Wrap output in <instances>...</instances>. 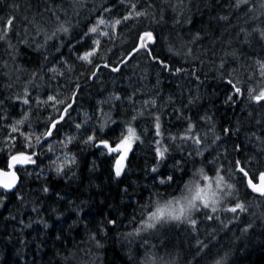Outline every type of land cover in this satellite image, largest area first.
I'll list each match as a JSON object with an SVG mask.
<instances>
[{
	"label": "trees",
	"instance_id": "1",
	"mask_svg": "<svg viewBox=\"0 0 264 264\" xmlns=\"http://www.w3.org/2000/svg\"><path fill=\"white\" fill-rule=\"evenodd\" d=\"M101 18L121 23L97 45ZM9 19L0 167L31 161L0 188V264H264V196L239 171L264 173V0H0V35ZM218 176L216 211L149 219Z\"/></svg>",
	"mask_w": 264,
	"mask_h": 264
},
{
	"label": "snow or ice",
	"instance_id": "2",
	"mask_svg": "<svg viewBox=\"0 0 264 264\" xmlns=\"http://www.w3.org/2000/svg\"><path fill=\"white\" fill-rule=\"evenodd\" d=\"M238 5L239 3H247L248 0H237ZM133 11L135 10V5H132ZM144 15V13L142 12H135V16H141ZM132 18V14L130 13L128 16L124 17V20H128ZM101 24L104 23L103 20L100 21ZM121 23V20H116L115 21V25H118ZM12 24V20L9 19L7 21V27L5 28L3 35H0V39H3L4 36L7 35V30L8 28L11 26ZM63 31H67V28H64ZM90 31L92 32H96L97 29L95 27H93ZM104 35H108V33H103ZM261 35H264V32L261 33ZM140 40V44L139 47L136 49V51H139L140 48H144L145 50H148V43L150 42H154V37L152 32H144L142 34V36L139 38ZM97 45L99 44V41L95 42ZM93 55H95V50L90 51L85 53V55L81 56L80 59L87 61L88 63H91V59L90 57H92ZM118 68H114L113 71H118ZM229 83H231V81H229ZM235 92L236 93H240L241 89L238 87H235ZM50 99H52L50 97ZM252 99H254L256 102H260V101H264V90L260 91L258 95L252 97ZM27 102V101H25ZM22 123V121H21ZM54 127V125H53ZM157 130H159V124L156 125ZM16 129H13V131H15ZM50 134V133H49ZM157 134H159V131H157ZM134 139H138V137L136 136L135 130L131 127L128 128L127 130V136L124 137V139L120 142V144H118L116 147L114 148H109L110 151L112 152H122V155L120 156L119 159H117L116 161V175L119 176L123 170V163L122 161L125 159L126 157V151L128 148H130L131 146V141ZM196 143H199V139L197 138L195 140ZM105 147H108L107 144H105ZM159 152V149H158ZM160 155L162 156L163 153L161 152ZM12 161L14 163H19V164H24V163H28L31 161V157L24 155L23 153H21L18 156H13L12 157ZM239 164V162H237ZM12 165H10L11 167ZM239 171H241L245 177H248V173L245 171V169L243 167L239 168ZM0 175L2 176H8V173H0ZM204 179H208L207 176L204 177ZM223 182V177L218 176L217 177V185L219 186L221 183ZM15 183V174L12 173V178L11 180H4L2 182H0V184H2L3 187L5 188H10L14 185ZM248 184L251 187L253 192L259 193L260 195L264 196V173H260L258 176V182L254 183L253 180L251 178H248ZM229 188H231V185H228ZM208 188L211 189V184L208 185ZM191 191V190H190ZM205 193V189L204 188H199L198 186L195 189V194L193 196H191L190 199H187V203L186 205H180L178 211L175 208L171 207V203L169 204V209L170 210H166V209H162V208H158L156 212L152 213V215L149 217L150 220H154V221H159L165 218H169V219H173V220H181L182 218L185 217V213L186 212H190L192 209L196 208V201H200L204 207H209L210 206V200L209 198L204 194ZM214 196V193H213ZM216 201L215 199L211 200V203L214 204ZM243 211L244 210V205L243 204H236L235 207L231 208L230 211L232 212H236L237 210ZM212 211H216L215 207L212 208ZM193 225H195V220H191L190 221ZM155 224L150 223L148 224V227H154Z\"/></svg>",
	"mask_w": 264,
	"mask_h": 264
},
{
	"label": "rangeland",
	"instance_id": "3",
	"mask_svg": "<svg viewBox=\"0 0 264 264\" xmlns=\"http://www.w3.org/2000/svg\"><path fill=\"white\" fill-rule=\"evenodd\" d=\"M103 20L104 23L101 24L100 21ZM115 21L116 20H108L105 18H101L97 24L95 25V28L97 29L96 32H93L94 38H95V42L99 41L100 38L104 37V36H108L112 33V31L114 30V28L116 27L115 25ZM108 33V35H104L103 33ZM96 44V43H95ZM86 126L83 127V131H79L77 134H75V136H77L79 139L81 140H85V139H92V135H90L87 130H86ZM71 137H73L71 135ZM69 138H62V142H67ZM121 142V141H120ZM119 142V144H120ZM130 148L127 149L126 151V157H125V162L128 156ZM118 156L117 159L120 158V156L122 155V152H117ZM55 162L56 164H62L66 161H69L71 158L69 157V155L65 154L64 152H59L57 153L55 156ZM207 183H211L209 180L206 181ZM209 184H206L205 186H201L199 188H204L205 189V195L209 198L210 200V206L208 208L212 209L213 207H215V209L217 210L219 208V200H220V187H218V185H213L211 184V189L208 188ZM195 189L194 186L190 187L186 192L185 195L182 198H178L176 199V201H172L171 203V207L175 208L177 211L180 207V205H186L187 203V199H190L191 196H193L195 194ZM191 190V191H190ZM214 193V196H213ZM215 199V203L212 204L211 200ZM169 203V204H170ZM196 208L192 209L190 212H186L185 213V217L186 219H189L190 217H192L195 213V211L198 210V208L202 207L203 204L200 201H196ZM162 209H166V210H170L169 209V205H167L166 207H162ZM159 264H166L164 262H159Z\"/></svg>",
	"mask_w": 264,
	"mask_h": 264
},
{
	"label": "water",
	"instance_id": "4",
	"mask_svg": "<svg viewBox=\"0 0 264 264\" xmlns=\"http://www.w3.org/2000/svg\"><path fill=\"white\" fill-rule=\"evenodd\" d=\"M18 155H20V154H15V155H13V156H18ZM24 155H27V154H24ZM13 156H11L10 158H9V161H8V165H7V167L6 168H3V167H0V173H8V176H2V175H0V182H2V181H4V180H11V178H12V173H14L15 174V183H14V185L12 186V187H10V188H5V187H3L2 186V184H0V188H4L5 190H7V191H14V190H16L17 189V187H18V184H19V182H20V174H19V172H18V170H17V166H25L27 163H24V164H19V163H14L13 161H12V157ZM28 156V155H27ZM122 163H123V165L125 164V159L122 161ZM10 165H12L11 167H10ZM248 178H251L249 175H248ZM252 179V178H251ZM253 180V182L254 183H257L258 182V179L257 180H254V179H252ZM251 188V187H250Z\"/></svg>",
	"mask_w": 264,
	"mask_h": 264
}]
</instances>
